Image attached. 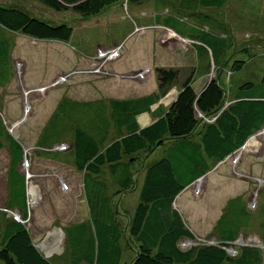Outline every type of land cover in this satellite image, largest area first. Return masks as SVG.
<instances>
[{"label":"trees","instance_id":"obj_1","mask_svg":"<svg viewBox=\"0 0 264 264\" xmlns=\"http://www.w3.org/2000/svg\"><path fill=\"white\" fill-rule=\"evenodd\" d=\"M29 1L39 3L51 12H72L83 18L104 14L121 2ZM125 1L129 6L148 0ZM228 2L180 0L184 8L193 14L200 6L223 9ZM200 20L204 27L180 22L183 26L181 30L179 25L176 27L170 21L165 26L182 38L198 42V47L195 45L198 52H208L214 66H219L233 46L226 33L228 27L218 26V31L222 33L218 34L209 30L212 27L209 16ZM9 35L67 43L74 36V29L66 22L51 24L21 6L0 5V89L13 80V45ZM245 65L244 61H235L231 71H240ZM155 74L158 91L148 97L90 105L64 98L39 139V149L51 152L52 158L57 155L55 149L58 146L69 144L67 152L71 153L72 159L59 161L72 164L83 175L89 219L72 229L75 236L65 234L73 250L70 264H122L126 248L135 251L127 264H257L256 252L245 251L236 256L228 252V249H233L231 245L239 240H236V201L232 202V208L219 221V234L226 239L218 240L220 243L217 245H196V236L174 204L183 191L264 130V78L261 84L246 82L241 85L229 104V93L222 87L219 78L210 80L198 94L194 88L195 70H190L167 112L151 125L141 127L138 117L150 112L153 105L178 86L182 71L157 67ZM88 112L91 114H86ZM203 118L213 121L204 122ZM113 131L115 139L108 142ZM162 146L165 147V156L146 167L133 220L128 228H123L116 216L120 215V210L115 208L112 196L115 192L122 195L135 188L137 180L134 168L141 161L140 157L144 155V158H148ZM2 150L10 155L8 203L5 209L20 213L24 220H28L27 180L20 170L25 148L22 141L7 131L0 115ZM105 172L111 178L113 187L103 177ZM0 231V260L4 264H53L36 247L25 224L12 217L4 218ZM186 241L195 244L184 248Z\"/></svg>","mask_w":264,"mask_h":264},{"label":"rangeland","instance_id":"obj_2","mask_svg":"<svg viewBox=\"0 0 264 264\" xmlns=\"http://www.w3.org/2000/svg\"><path fill=\"white\" fill-rule=\"evenodd\" d=\"M165 1L148 0L128 6L121 0L120 4L107 9L104 14L83 18L72 12H51L34 1L0 0L1 6H21L51 24L66 22L74 29V36L67 43L9 35L13 45V80L0 89V115L7 131L15 139L22 141L26 153V159L20 165L27 180L29 217L26 226L32 234L33 242L43 249V254L53 264H70L73 250L65 234L75 236L72 229L89 219V210L84 194L83 175L72 164L54 161L58 159L67 162L72 159L71 153L67 152L69 150L60 146L55 152L57 155L52 158L51 152L39 149V139L64 98L87 105L97 102L108 104L110 100L140 99L158 91L155 74V69L159 67L156 66L157 63L161 67L180 69V79L196 66L198 59L191 41L180 37L171 29L153 30L134 23L138 20L137 17L144 23L154 14H176L170 2ZM158 2L163 3L159 8L162 9L154 12V6H159ZM205 16H209L212 22L210 31L222 34L218 31V26L228 27L226 33L233 46L219 66H210L207 70L201 67L196 71L194 88L198 93L210 80L219 78L222 87L229 93L227 102L230 104L241 85L246 82L261 84L264 78V0H229L223 9L204 8L200 13L189 14L186 23L204 27L200 18L204 19ZM152 32L159 38L156 36L152 39ZM175 35L181 38L180 41L174 38ZM161 40L169 44L170 50H180L183 55L180 56L181 60H176L164 46H160L154 53L153 47H158L156 43ZM235 61H244L246 65L242 70L232 72L231 67ZM177 90L173 88L162 98L161 104L165 108L176 99ZM153 118L147 114L138 117L139 125L147 127ZM111 133L108 142L115 139L114 131ZM251 140L245 149L232 155L226 163L215 166L216 171L219 167L218 173L223 171L220 170L221 166L228 170V175L225 174L227 179L199 180L175 202L174 208L181 212L187 227L197 235L198 243L219 242L217 225L222 216L221 209H227L228 203L237 199L236 182L232 180L236 177L240 181L250 182L248 187L252 195L251 201L247 200L245 203L249 214L242 215L237 226L264 224V160L254 162L250 169L248 166H245L246 170L241 167L245 156L264 155V130ZM63 151L66 153H60ZM164 156V146L157 148L148 158L141 156V161L134 168L137 180L135 188L126 196L116 192L113 194L114 206L120 210V215L116 216L123 228H128L133 220L146 167ZM244 165L243 163L242 166ZM9 167V153L6 150L0 151V223L9 217L16 220L12 213L5 210L8 203ZM103 175L113 187L108 174L105 172ZM31 191L37 193L32 194ZM242 192L244 195L247 193ZM242 207V203L236 201V215ZM14 214L22 218L20 213ZM261 233L259 234L262 236ZM251 238L244 236L231 245L236 253H231L232 256L238 255L240 248L253 243L263 246L261 241L254 242ZM186 242L183 244L184 248L192 246ZM133 246L136 247L135 244ZM126 249L122 264L129 263L135 255L133 248ZM0 264L4 262L0 260Z\"/></svg>","mask_w":264,"mask_h":264},{"label":"crops","instance_id":"obj_3","mask_svg":"<svg viewBox=\"0 0 264 264\" xmlns=\"http://www.w3.org/2000/svg\"><path fill=\"white\" fill-rule=\"evenodd\" d=\"M125 1V0H124ZM126 2V1H125ZM165 2H170V4L172 5V8H174V12L176 13V14H174V15H172V14H168V15H165L166 13H162V14H154L153 16H151L150 17V20L149 21H147V22H144V23H141L140 22V17H137V19L138 20H136V21H134V23L136 24L137 23V25H138V23H140V27H144V28H148V29H153V30H156V29H159V28H167V29H170V28H168V27H166L165 25H166V22L167 21H170V22H172L173 23V25H175L176 27H178L177 25H179V28L182 30L183 29V26L181 25L182 23H180V22H184L185 24H188L189 25V22H187L186 23V20H189V17H188V15L189 14H193V12H191L190 10V12L189 11H187L185 8H184V6L180 3V0H174V2H172V1H168V0H166ZM159 3V2H158ZM118 4H120V3H118ZM163 3H159V6L158 5H155L154 6V12H156V11H161V9H159L161 6L160 5H162ZM125 6H126V4H124ZM165 5V4H164ZM185 5V4H184ZM202 9H204L203 7H199L197 10H196V14L197 13H200V11L202 10ZM166 11V10H165ZM112 14V13H111ZM171 23V24H172ZM192 24V23H191ZM174 26V27H175ZM173 31V30H172ZM212 32V31H211ZM176 34V33H175ZM190 35V34H189ZM156 36H157V38H159L158 37V35H156V33H153L152 32V39H154V38H156ZM184 39H187V38H184ZM188 40V39H187ZM162 41V40H161ZM158 42V43H156L157 44V46L158 47H153V52L154 53H156L158 50H159V47L160 46H164V47H166V48H168V43L167 42H164L163 43V41L162 42ZM188 41H191V43H193L194 44V51H195V53H196V55H197V59H198V61H196V66H197V68H196V66L194 67L196 70H195V73H196V71H198V69H200L201 67L204 69L205 68V70H207L210 66H212V67H215L214 66V64H213V60H212V57H211V55L208 53V52H206V51H203V50H201V52H202V54H200L201 52H198V50L196 49L198 46L197 45H199L198 44V42H193L192 40H188ZM197 47H196V46ZM113 47V46H112ZM169 50H170V48H168ZM171 51V54L173 55V57H175V59L177 60V59H180L181 60V57L180 56H183V55H181V52H179L178 51V49L177 50H175L174 49V51H172V50H170ZM157 56V55H156ZM159 57V56H158ZM160 59V58H159ZM211 63H212V65H211ZM195 65V64H194ZM156 66H159V67H161V64L160 63H157L156 64ZM182 66V65H181ZM182 67H184V66H182ZM199 67V68H198ZM188 68H191V67H188ZM194 68H191V70H193ZM206 72V71H205ZM196 75V74H195ZM186 76L187 75H185L184 74V77H182L183 79H180L181 80V84H182V82H183V80H184V78H186ZM205 77V76H204ZM194 78H196V76H194ZM181 84H178V86H176L175 88L176 89H178L177 90V96H178V94H179V92H180V88H181ZM195 84H196V80H195V82H194V86H195ZM206 86V85H205ZM202 90L203 89H201L199 92H198V94H200L201 92H202ZM197 92V91H196ZM131 100H135V99H131ZM110 101H112V100H110ZM109 101V102H110ZM116 101V100H115ZM118 101H120V100H118ZM161 101H162V99H160L155 105H153L152 107H151V110H150V112H148V113H145V114H147L148 116H153L154 118V120L152 121V123L156 120V119H158L159 117H161V116H163L166 112H167V110L169 109V107H170V105H169V107H164L162 104H161ZM108 102V103H109ZM172 104V103H171ZM155 107V108H154ZM154 108V109H153ZM145 114H142L141 116H144ZM141 116H139V117H141ZM151 123V124H152ZM150 124V125H151ZM3 151V150H2ZM60 153H66L65 151H63V152H60ZM253 158V159H252ZM228 159H230V158H228ZM227 159V160H228ZM227 160L226 161H224V162H221L220 164H224V163H226L227 162ZM253 160H255V161H253ZM260 160H264V155L263 154H261V155H252V156H249V155H247V156H245L244 157V159L242 160V163H241V167H242V169L243 170H246V168H245V166H248V169H250V168H253V163L254 162H260ZM54 161H56V162H59V163H61V164H63L61 161H59L58 159H56V160H54ZM248 162H250L251 164H249ZM245 164L244 166H242V164ZM220 164H218V165H220ZM240 166V165H239ZM215 168V167H214ZM213 168V170L211 171V172H209L205 177H204V180H209L210 178H212L213 179V181L214 180H216V181H219V180H223L224 178H226L227 179V177H226V175L225 174H227L228 175V170L227 169H224V167H220V170L221 169H223V171L221 172V173H218V170H219V167H218V170L216 171L215 169ZM247 169V170H248ZM251 173V172H250ZM249 173V174H250ZM144 177H145V175L143 176V179H142V181L144 180ZM223 178V179H222ZM231 179V178H230ZM232 180H234L235 182H236V190H238V191H236V200H234V201H238V202H241L242 203V205H243V207H242V210H240L239 211V213L236 215V220H238V222H236V223H239V218L243 215V216H245L246 214H249L248 213V209L246 208V206H245V203H246V201L248 200V202L249 201H251V197H252V195H251V193H250V191H249V187H248V185L250 184V182L249 181H246V180H242V181H240L239 180V178L238 177H236V179H232ZM239 180V181H238ZM192 186H194V184L193 185H191L190 187H191V189L193 188ZM190 187H188L185 191H183L179 196H178V198H181L182 196H183V194H185L186 193V191L190 188ZM242 191H247V193L244 195L243 194V192ZM128 193H125L124 194V196H126ZM211 195V194H210ZM248 195H250V198L248 197ZM177 198V199H178ZM177 201V200H176ZM234 201H232V202H234ZM232 202H229L228 203V206H227V209H230V208H232L231 207V204H232ZM236 208V207H235ZM227 209H221L223 212H222V216H221V218H220V220H222V218L224 217V215H226V213L229 211V210H227ZM180 212V211H179ZM181 213V212H180ZM241 214V215H240ZM219 220V221H220ZM218 224H219V222H218ZM249 230L251 231V232H249ZM261 231H263L262 233H261ZM217 233H218V238L217 239H220V240H225L226 238H222L221 237V235L219 234V226L217 225ZM259 233H261L262 234V236L259 234ZM193 234L197 237V235L193 232ZM244 236H246V238L248 239V237L250 238V237H252L251 238V240L252 241H254L255 242V240H256V242H259V241H261L262 243H263V246H261V245H256V243H253V244H250L249 246H244V247H242V248H240V250H239V253L241 252L242 254L245 252V251H250L249 253H251V252H256V254H258V259H257V264H264V224H260V225H256V224H252V225H249V226H242V227H238L237 225H236V240L237 239H239L240 240V238H242V237H244ZM238 240V241H239ZM67 241V240H66ZM220 243V242H219ZM45 249H47L46 247H45ZM43 250V249H42ZM44 252V251H43ZM47 257V256H46ZM48 258V257H47ZM82 264H85V263H82Z\"/></svg>","mask_w":264,"mask_h":264},{"label":"clouds","instance_id":"obj_4","mask_svg":"<svg viewBox=\"0 0 264 264\" xmlns=\"http://www.w3.org/2000/svg\"><path fill=\"white\" fill-rule=\"evenodd\" d=\"M187 40V39H186ZM253 138V137H252ZM252 138H250L249 139V141L252 139ZM249 141L247 142V144L241 149V150H239L237 153H239V152H241L243 149H245L246 148V146L248 145V143H249ZM60 146H58L56 149H55V151L57 152L58 150V148H59ZM61 147L62 148H66V150L67 149H69L70 148V146H69V144H62L61 145ZM236 154V153H235ZM234 154V155H235ZM230 158H231V156H230ZM24 159H26V155H25V158ZM202 179H204V177L203 178H201V179H199V180H202ZM198 180V181H199ZM6 210V209H5ZM6 211H9V210H6ZM10 213H12V215L16 218V216H18V218H20V216L18 215V214H14V212H12V211H9ZM22 219V218H21ZM17 220V219H16ZM22 221H24V220H22ZM19 222V221H18ZM25 222H27V220L25 221ZM20 223H22V222H20ZM23 224V223H22ZM26 225V224H25ZM197 238V237H196ZM218 244H219V242H217ZM40 251H42V253H43V250H42V248L38 245V246H36ZM45 256V255H44ZM46 257V256H45ZM47 258V257H46Z\"/></svg>","mask_w":264,"mask_h":264},{"label":"built area","instance_id":"obj_5","mask_svg":"<svg viewBox=\"0 0 264 264\" xmlns=\"http://www.w3.org/2000/svg\"><path fill=\"white\" fill-rule=\"evenodd\" d=\"M180 38V37H179ZM181 39V38H180ZM201 117H202V115H200ZM203 121L204 122H210V121H213V119H208V118H203ZM196 240H197V238H196ZM198 241V240H197ZM187 243V245L188 244H190V245H194L195 243H196V245L197 244H202V245H217V244H208V243H198V242H195V243H193V242H186ZM228 252L231 254V253H233V254H236L235 252H234V250L233 249H228ZM232 255V254H231Z\"/></svg>","mask_w":264,"mask_h":264},{"label":"water","instance_id":"obj_6","mask_svg":"<svg viewBox=\"0 0 264 264\" xmlns=\"http://www.w3.org/2000/svg\"><path fill=\"white\" fill-rule=\"evenodd\" d=\"M176 98H177V97H176ZM175 100H176V99H175ZM175 100H174V101H175ZM174 101H173V102H174ZM25 155H26V153H25ZM16 219H17V221L22 222L23 224H26V222H25V221H22V219H21V218H18V216H16Z\"/></svg>","mask_w":264,"mask_h":264},{"label":"bare ground","instance_id":"obj_7","mask_svg":"<svg viewBox=\"0 0 264 264\" xmlns=\"http://www.w3.org/2000/svg\"><path fill=\"white\" fill-rule=\"evenodd\" d=\"M172 35H173V34H172ZM175 36H176V35H175ZM174 38H177V40H178V41H180V40H179V38H178L177 36H176V37H174ZM29 204H30V202H29Z\"/></svg>","mask_w":264,"mask_h":264}]
</instances>
